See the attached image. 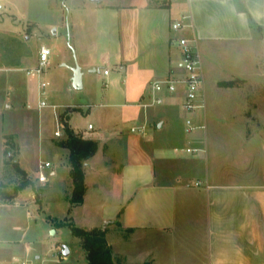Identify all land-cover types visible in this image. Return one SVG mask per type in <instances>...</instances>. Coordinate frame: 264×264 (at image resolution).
Wrapping results in <instances>:
<instances>
[{
	"label": "crops",
	"instance_id": "obj_1",
	"mask_svg": "<svg viewBox=\"0 0 264 264\" xmlns=\"http://www.w3.org/2000/svg\"><path fill=\"white\" fill-rule=\"evenodd\" d=\"M101 1L78 0L72 8L76 57L70 70L78 65L84 83L85 73L89 77L98 64L104 67L98 66L97 73L113 64L116 74L109 77L108 70L104 75L109 77L104 88H112L103 99L107 107L119 109L103 116L130 125L110 137L93 125L81 131L70 127L91 133L97 143L83 164L85 192L78 205L85 211L84 228L105 229L112 257L121 264H264V163L256 170L251 166L254 147L244 126L207 125L205 114L197 113L196 123L202 121L205 128L186 133L181 87L175 96L162 93L161 104L166 103L158 111L142 106L152 80L181 75L178 36H194L200 56L203 46L248 42L254 35L248 17L264 27V0ZM181 15L188 16L192 28L173 31L170 24ZM16 69H0V85L3 81L6 88L0 107L8 101L7 90L16 86L36 93V81L29 77L20 83L11 73ZM141 125L144 134L130 131ZM57 147L66 150L67 158L68 150ZM186 147L199 150L186 153ZM260 147L264 158L263 142ZM110 162L118 163L116 172L108 168ZM68 173L69 167L66 200L72 189ZM26 248L18 242L1 244L0 251L9 253L0 259L22 256Z\"/></svg>",
	"mask_w": 264,
	"mask_h": 264
},
{
	"label": "rangeland",
	"instance_id": "obj_2",
	"mask_svg": "<svg viewBox=\"0 0 264 264\" xmlns=\"http://www.w3.org/2000/svg\"><path fill=\"white\" fill-rule=\"evenodd\" d=\"M9 1L11 3L0 0V69L17 68L11 73L25 84L29 77L24 70L35 64L38 48L47 46L51 53L41 76L46 84V106H37L39 98L35 90L21 92L16 86L7 90L8 101L0 107V183L11 193L20 182L21 176L12 165L17 159L33 183L11 200L0 199V245L27 244L28 256L34 264H85L79 238L67 225L55 224L70 218L75 226L86 227L85 211L80 205L70 206L65 199L69 163L66 150L55 143L62 135L56 137L53 132L58 130L62 134L58 116L63 112L68 113V124L75 131L85 129L87 123L99 129L104 137L118 134L120 129L127 131L130 124H114L103 116L106 110L119 109L107 107L109 101L103 99L112 88L109 85L105 89L103 82L116 74L115 66H105L110 73L106 77L97 73L98 66L104 67L98 64L89 77L85 73L84 83L81 80L85 88H73L70 63L76 56L69 25L72 8L78 0ZM109 1L114 0L101 2ZM253 28L254 35L248 42L203 46L200 59L207 125L242 124L254 147L251 166L256 170L264 163V158H260V146L264 143V27L254 23ZM5 91L2 81L0 93L5 95ZM173 102V108L178 110L179 100L176 98ZM165 103L164 100L163 104L152 107L158 111ZM7 104L10 106L6 107ZM83 135L87 137L91 133ZM120 160L122 158L117 162ZM44 161L52 166L43 170L47 181L40 183L37 166ZM118 163L107 165L116 172ZM51 170L55 171L54 175H50ZM51 227L56 229L55 233L50 232ZM61 246L67 247L66 256L59 253ZM8 253L6 249L0 251V255Z\"/></svg>",
	"mask_w": 264,
	"mask_h": 264
},
{
	"label": "built area",
	"instance_id": "obj_3",
	"mask_svg": "<svg viewBox=\"0 0 264 264\" xmlns=\"http://www.w3.org/2000/svg\"><path fill=\"white\" fill-rule=\"evenodd\" d=\"M188 16L181 15L178 19L173 20L170 24V28L173 31H182L192 28L190 23L186 20ZM175 43L179 48L180 53V76H170L164 79L152 80L148 84V96L147 101L142 103L143 107L154 106L163 102L162 93L173 94L182 88V100L180 102V109L184 115V128L186 133H190L196 129H204L205 124L201 121L196 123L194 115L200 113L198 110L202 109L203 112L204 104L202 99V86L203 76L201 70V59L197 50L196 39L194 36L180 35L175 39ZM51 50L47 46H40L37 50L35 64L24 70L26 76L35 79L36 81V95L39 98L37 106L44 107L45 103V82L41 79V76L48 65L49 56ZM102 74L108 73L107 68L102 69ZM107 82H103V86H106ZM100 105V104H99ZM87 108L90 105H86ZM92 128L91 124H87V130ZM131 132L145 133V125L135 126L130 128ZM54 136H61L58 130L53 132ZM178 151L179 148H175ZM186 153H193L198 151L199 148L186 147L184 149ZM37 181L44 183L47 181V176L43 172L44 169L50 168L51 163L44 161L38 164ZM200 182L196 181L195 185H199ZM60 250V248H59ZM28 248L25 250V254L22 256H11L8 259H0V264H34V261L28 256Z\"/></svg>",
	"mask_w": 264,
	"mask_h": 264
},
{
	"label": "trees",
	"instance_id": "obj_4",
	"mask_svg": "<svg viewBox=\"0 0 264 264\" xmlns=\"http://www.w3.org/2000/svg\"><path fill=\"white\" fill-rule=\"evenodd\" d=\"M249 25L254 27V22L248 17ZM226 84V83H225ZM228 85V84H227ZM61 125L63 137L56 141V145L64 147L68 150L69 177L72 182V189L68 196L71 205H78L83 201L85 192L84 183V167L83 164L91 157L96 149L97 143L88 136L75 133L68 124V113H61L58 116ZM12 165L16 173L21 176L20 182L15 185L12 192H7L0 183V199L11 200L19 191L32 184L30 178L25 171L20 168L17 161H12ZM56 225H67L71 233L79 238V243L84 251L85 264H118L111 254L109 245L105 238V229L91 228L86 229L77 227L70 218H66L63 222H56ZM145 264V263H143Z\"/></svg>",
	"mask_w": 264,
	"mask_h": 264
},
{
	"label": "water",
	"instance_id": "obj_5",
	"mask_svg": "<svg viewBox=\"0 0 264 264\" xmlns=\"http://www.w3.org/2000/svg\"><path fill=\"white\" fill-rule=\"evenodd\" d=\"M90 1H99V0H90ZM72 78H71V84L72 87L75 89H81V71L80 67L78 65H75L72 69ZM59 253L63 256H66L68 254V249L66 246H61Z\"/></svg>",
	"mask_w": 264,
	"mask_h": 264
}]
</instances>
